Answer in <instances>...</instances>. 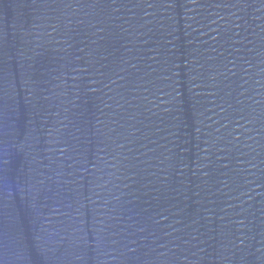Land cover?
<instances>
[{"label":"water","instance_id":"obj_1","mask_svg":"<svg viewBox=\"0 0 264 264\" xmlns=\"http://www.w3.org/2000/svg\"><path fill=\"white\" fill-rule=\"evenodd\" d=\"M0 264H264V0H0Z\"/></svg>","mask_w":264,"mask_h":264}]
</instances>
